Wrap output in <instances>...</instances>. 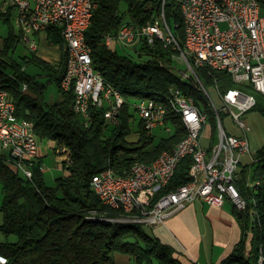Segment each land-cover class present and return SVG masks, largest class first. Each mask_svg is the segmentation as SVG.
<instances>
[{"label":"trees","instance_id":"1","mask_svg":"<svg viewBox=\"0 0 264 264\" xmlns=\"http://www.w3.org/2000/svg\"><path fill=\"white\" fill-rule=\"evenodd\" d=\"M161 10L172 33L182 41L180 0H97L90 17L84 36L91 48L93 70L117 87L124 99L116 126L107 125L103 111L92 107L91 121L85 125L73 109L72 89L64 91L60 88L66 52L58 28L45 30L46 38L60 48L57 62L48 61L31 49L32 55L27 57V62L38 65L46 71L49 80L56 81L61 99L51 103L41 101L44 84L36 76L27 74L7 54L9 50H15L23 33L19 30L15 36L10 29L8 37L0 40V82L14 103L16 115L32 122L39 141L49 140L54 143L55 151L65 147L70 153V163L63 165L66 174L57 177L54 186L46 185L43 179L38 166L40 156L30 181L0 159V232L4 234L0 254L6 257L7 264H113L115 252L128 254L133 264L144 261L152 264L153 258L161 264H183L173 256L174 249L170 245L148 235L141 224L95 218L102 213L114 216L118 210L101 203L90 186L91 176L97 171L107 167L123 174L137 161H152L185 135L178 115L169 111L166 120L172 126L169 134L153 144V137L145 133L139 120L132 137L130 125L136 113L132 104L138 98L160 99L159 94L166 93L168 88H180L206 110L211 132H215L213 111L205 95L190 82L178 80L169 70L174 52L169 46L157 39L152 44L143 42L132 48L134 57L120 53L117 45L108 46L104 42L105 35L115 33L123 22L145 25L153 22ZM12 11V7L0 9V17L10 28ZM199 71L205 85L215 84L220 91L229 87L243 89V85L234 83L226 71ZM244 89L255 97L251 109L264 113V96L251 87ZM25 90L35 94L36 98L24 94L22 91ZM189 157L178 163L172 178L158 194L188 180ZM237 173L235 183L245 198L246 207L238 211L231 205L230 211L239 223L241 237L221 264H256L259 246L264 244V146L257 150L249 172L242 166L238 167ZM10 235L14 240H9Z\"/></svg>","mask_w":264,"mask_h":264},{"label":"built area","instance_id":"2","mask_svg":"<svg viewBox=\"0 0 264 264\" xmlns=\"http://www.w3.org/2000/svg\"><path fill=\"white\" fill-rule=\"evenodd\" d=\"M1 9L12 7L14 23L23 35L34 34L48 27L58 28L66 52L65 70L59 81L62 90L72 89L73 101L85 125L91 121L90 108L101 109L105 123L116 126L120 121V108L124 103L121 93L98 77L88 62L86 46L82 42L84 22L92 10L94 0H0ZM182 19L186 20L187 42L178 47L176 37L168 27L163 11L150 23L137 26L123 22L115 33H108L110 46L118 44L140 46L152 44L155 39L174 52L171 60L185 65V69L170 66L176 76L186 73L191 84L206 92L210 107L215 109L219 122V136L208 137L206 146L201 138L210 124L206 110L199 108L192 96L180 88L170 87L172 100H177L182 116L190 123L191 142L176 146L173 152L164 153L157 163L138 169L133 175L117 174L112 168H103L91 176L90 186L101 203L117 209L114 216L99 214L118 222H143L153 226L195 200L221 207L225 202L238 211L246 207L245 198L236 186L240 156L248 151L246 131L248 126L242 114L254 105L244 97V88L259 89L264 96V0H180ZM12 11V12H13ZM223 24L224 27H220ZM27 37V36H25ZM31 50L36 49L29 40ZM200 69L231 71L232 81L243 85V93L235 87L220 91L212 85L220 98L215 106L203 81ZM26 87V84L23 85ZM132 106L147 135L161 126L168 134L172 126L167 116L152 104L151 98H138ZM228 113L235 122L238 134L223 127L221 115ZM32 122L18 117L15 106L0 82V159L12 162V170L30 181L37 166L39 143ZM183 150L194 152V159L187 170L188 180L171 190L164 198H156L152 187H160L161 180L168 179L172 163ZM57 160L68 165V149L56 150ZM42 170L41 164L38 165ZM149 199H156V206H149ZM132 202H139V215L126 218V210ZM0 264L7 259L0 254Z\"/></svg>","mask_w":264,"mask_h":264},{"label":"rangeland","instance_id":"3","mask_svg":"<svg viewBox=\"0 0 264 264\" xmlns=\"http://www.w3.org/2000/svg\"><path fill=\"white\" fill-rule=\"evenodd\" d=\"M1 9V2H0ZM3 11V9H1ZM127 20V16L124 17ZM10 28L9 24L5 22L0 17V40L6 39L10 33V29L13 30V34L18 36L19 29L14 23V11L10 17ZM220 27H224L223 24H220ZM27 37L29 40H34L36 44V51L43 55L45 58L49 59L51 62H57L59 58H56L59 53L58 45L52 44L46 38V31L40 30L35 34H28ZM29 46V42L23 38L17 43L15 50H9L8 56L12 57L13 60L18 63L27 74L31 76H36L39 82L44 84L41 101L42 102H55L61 98L56 81L48 79V75L46 71L43 70L38 65L27 62V57L32 55ZM117 49L120 53L129 54L131 56H136L133 52L131 46H122L118 44ZM35 50V49H34ZM24 56H26L24 58ZM171 66L176 67V69H185V65L179 63L177 60H173L171 62ZM206 89L214 103L215 106L219 107L220 98L216 93L215 89L211 85H206ZM24 94H28L32 98H36V95L29 91H22ZM241 118L245 121L248 126V130L246 131L247 141H248V151L240 156V163L238 167L245 166L247 172L250 170V164L255 159L256 152L261 147L264 146V113L258 109H250L242 114ZM221 121L223 127L226 131L234 134H238V129L234 121H232L230 115L227 113H223L221 115ZM139 122V115L137 113L134 114V118L131 123V136L134 137V130L137 128ZM209 122V121H208ZM153 141L152 143H156L160 140L161 137L166 136L168 133L161 127L154 128L152 130ZM211 135L209 128H206L203 137L201 138V142L203 146L207 145L208 137ZM131 137H129L130 140ZM215 138V137H214ZM217 139L213 140V143L216 144ZM39 143V156L41 158V167H42V176L43 179L48 186H54L55 179L59 176H63L66 174V169L63 168L62 164L57 160V153L54 150V143L49 140H41ZM61 148V147H60ZM12 167V163L10 164ZM2 202V192L0 186V205ZM231 205L227 202L224 203V208L226 213H214L208 215L209 217L205 220H202L200 224V233L201 240L199 241V250L201 260H205L208 258L211 252L219 251L225 244H228L231 240H234L237 243L241 237V230L238 221L234 217V215L230 211ZM201 222V221H200ZM2 223V213L0 211V224ZM142 229L148 235H154L152 232V227L149 225L143 224ZM249 233V232H248ZM9 240H14V236L10 235ZM4 240V234L0 232V241ZM248 240V234L246 235V241ZM120 255V256H119ZM179 256V255H178ZM189 262V261H188ZM152 264H161L156 258H153L151 261ZM113 264H133L132 259L129 258V255L123 252H115L114 254V263ZM142 264H148L146 261L142 262Z\"/></svg>","mask_w":264,"mask_h":264},{"label":"bare ground","instance_id":"4","mask_svg":"<svg viewBox=\"0 0 264 264\" xmlns=\"http://www.w3.org/2000/svg\"><path fill=\"white\" fill-rule=\"evenodd\" d=\"M96 6H97V0H94L93 5H92V10L89 13V15L87 16V18H86V20L84 22V25H83V30H82V42L86 46L88 62H89L90 65H92V63H91V54H90L91 48L86 43L84 34H85V30L88 27V24L90 22V17L92 16V12H93V10H94V8ZM182 28H183L182 41H179V38H177L178 36L176 37V43H177L178 47H185L186 46L187 30H186V20L185 19L182 20ZM104 42L106 43V45L110 46L107 34L104 37ZM226 72H228L230 74L231 78H232V72L231 71H226ZM97 75H98V77L103 78L99 73H97ZM177 77H178V80H180V81L190 82L191 83V78H189L186 75V73H179V75ZM104 82L107 83L105 80H104ZM107 84L109 86H111V87H115L114 85H112L110 83H107ZM196 88L199 89L202 92V88H200V87H196ZM246 88H249V87H246ZM251 88L254 91L259 93V89H256L254 87H251ZM116 92L120 93V91H119V89L117 87H116ZM235 92L236 93H243V89L235 87ZM202 93L206 97V92H202ZM159 96H160V99L151 98L152 99V104L158 106L161 109V112H164L167 117H168L169 111L172 114H174V115L175 114L178 115V118L180 119L182 125L185 128V135L180 140L175 142L170 148H166V149L162 150L158 154V156L155 159H153L152 161H150V162H138L137 161L134 164H132L131 167L126 171V175H133V173H136V171L138 169H144V168H147V167H150V166L156 164L157 160H159L164 155V153H171V152H173V150L175 149L176 146H179L180 144H189L191 142L190 123H189L188 120H186L185 117L182 116L181 109H180V106L177 103V100H172L171 91H167L164 94H159ZM188 96H191V95H188ZM244 97L248 98L249 102H251L253 105H255L256 100H255L254 95L252 93H250L249 91H247L246 89H244ZM73 109H74V111L76 113H78L81 116L80 112L76 108V102H73ZM211 109L213 111V116H214V120H215V109L213 107H211ZM206 118L208 119L207 112H206ZM210 129H211V126H210ZM214 129H215V132H214V134H212V132H211V138H214V137L218 138V136H219V122H217V120H215ZM187 156H190L189 157L190 158V162H192V160L194 159V152H191L190 150L181 151L179 156H178V158L176 159V161L172 163V168H171V171L169 173L168 179L161 180V186L160 187H152V194H155L156 198H164V197H167V195L171 194V190L170 191H166V192H162L160 194H158V191L161 190L163 187H165L168 184V182L170 181V179L172 178V176L174 174V171H175L178 163L182 159L187 157ZM68 158L70 159L69 151H68ZM5 162L9 163V164L12 163L11 161H5ZM149 206H156V199H149ZM137 215H139V202H132V205H130V207H128L127 210H126V218H133L134 216H137ZM95 218H97L99 220L112 221L110 218H104V216H96ZM131 223L143 225V222H131ZM262 228H263L262 232H264V217H263V222H262ZM231 264H240V263L239 262H233ZM256 264H264V244L263 245L261 244L259 246L258 255H257V258H256Z\"/></svg>","mask_w":264,"mask_h":264},{"label":"crops","instance_id":"5","mask_svg":"<svg viewBox=\"0 0 264 264\" xmlns=\"http://www.w3.org/2000/svg\"><path fill=\"white\" fill-rule=\"evenodd\" d=\"M27 35H24L26 41L29 39L28 37H25ZM37 54L40 55V53ZM40 56L50 61L43 55ZM59 57L60 48L56 58ZM223 206L224 204L221 207H215L204 201L195 200L188 203L185 207L174 214L168 216L163 223L150 226L152 227V232L154 234L152 236L156 237L160 242L170 245L174 249L173 256L183 264H221L231 253L236 241L234 242V240H231L228 244L220 246L222 248L217 251L218 253L215 251L211 252L208 258L203 261L201 260L198 250L199 241L201 240L199 223H202V220L207 219L209 217L208 215L214 213H226V210L222 208Z\"/></svg>","mask_w":264,"mask_h":264}]
</instances>
